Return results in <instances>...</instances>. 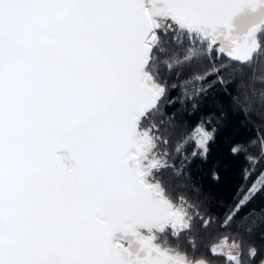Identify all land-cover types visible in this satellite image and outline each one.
Instances as JSON below:
<instances>
[{
  "label": "snow or ice",
  "instance_id": "6c2138e0",
  "mask_svg": "<svg viewBox=\"0 0 264 264\" xmlns=\"http://www.w3.org/2000/svg\"><path fill=\"white\" fill-rule=\"evenodd\" d=\"M229 83L261 120L228 148L247 179L264 163V0H0V264H264L257 210L242 215L264 170L211 211L182 178L217 128L167 111Z\"/></svg>",
  "mask_w": 264,
  "mask_h": 264
},
{
  "label": "trees",
  "instance_id": "16d2710c",
  "mask_svg": "<svg viewBox=\"0 0 264 264\" xmlns=\"http://www.w3.org/2000/svg\"><path fill=\"white\" fill-rule=\"evenodd\" d=\"M186 75L185 71L181 79ZM225 75L231 76L233 80L240 79L239 74L232 75V70ZM230 92L233 95L236 94L232 83L228 84L227 91L217 84L206 95L195 100V109L192 102H185L183 106L177 103L167 109L170 113L175 111L176 123L181 126L186 125L188 129L200 120L207 119H211L212 126L217 128V140L212 147L211 156L207 160L191 159L182 182L200 186L202 188L201 199L206 200L211 211L218 214L242 196L259 172L264 170V163L258 164L253 175L245 179V169L250 165L243 155L234 157L228 151L233 142L247 141L256 136L257 129L253 126L254 123L261 125V120L256 113H252L251 121L245 118L241 110L243 99L241 98L239 103H234L229 95ZM177 95L178 90L171 92V96ZM191 151L192 148L189 147V154ZM213 171L219 175V180L211 178ZM253 208L257 210V214L249 217L245 227L253 226L254 230L247 238L254 241L264 251V239L261 238L264 234V212L260 211L264 209V196H257L251 204L244 208L242 215Z\"/></svg>",
  "mask_w": 264,
  "mask_h": 264
}]
</instances>
